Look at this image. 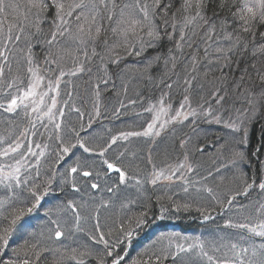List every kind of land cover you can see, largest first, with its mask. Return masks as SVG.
I'll list each match as a JSON object with an SVG mask.
<instances>
[{"label": "snow or ice", "instance_id": "snow-or-ice-1", "mask_svg": "<svg viewBox=\"0 0 264 264\" xmlns=\"http://www.w3.org/2000/svg\"><path fill=\"white\" fill-rule=\"evenodd\" d=\"M171 7L170 0H25L23 4L13 0H0V111L14 117L22 115L27 121L25 125H21L9 120L7 123L10 127L0 133V187L5 190V194L0 196V255L9 246L13 233L18 231V222L39 209L45 197L56 191L52 185L56 182L57 163L72 154V150L77 146L84 153H95L104 157L117 142V137L113 136L105 146L92 147L89 146L90 142L81 138L76 128L70 129L71 138L64 134L65 113L59 105L62 103L67 107L71 93L68 94L67 100L59 101L58 98L61 95V83H68L65 77L90 73L92 69L86 67V64L93 58H98V72H102V75L97 77L98 82L94 84L93 91L97 101L94 111L95 115L99 116L101 84L106 86L113 82L108 65L119 66L123 56L140 57L149 48H157L165 40L173 42L174 47L168 50L167 55L157 53L147 58L144 73H148L153 65L161 61L165 66L171 61L172 67L175 68L177 55L174 53H179L182 57L185 47L193 49L190 60L192 73H196L201 51L196 37L201 29V42L208 47H211L209 42L213 41L214 37L219 39L218 32L223 33V39L229 42L227 48H213L216 53L215 61L218 64L223 61L220 67L222 74L225 67H231L232 55L237 52L243 55L249 50V43L252 44L253 56L258 52L264 54V32L259 33V39L256 35L257 25H264V0H181L180 7L172 12L169 18ZM177 13L180 14L179 20L176 19ZM229 16L233 22L239 21V28L233 29L235 37L233 32L227 31ZM158 20L161 23H158ZM169 27L171 31L168 30ZM243 34H249L251 39H245ZM208 47L203 48L205 59L210 55ZM69 64L71 67L66 71L65 68ZM128 70V66H125L115 75L123 81V73ZM244 71L247 72V69ZM192 73L184 79L186 92L192 81L197 79V75ZM148 78L151 79L150 76ZM260 80L264 83V75L260 76ZM243 81L244 76L241 75L236 87L240 88ZM167 87L171 88L172 84ZM124 91L127 92L126 87ZM245 92L247 95L241 93V96L248 107L243 111L236 109L235 119L229 117L225 121L221 115L214 114L211 107L204 109L202 113L209 122L225 123L226 127L239 134L232 143L225 141L220 145L221 155H227V164L224 167L232 166L234 178L239 180L241 185L230 189L223 198L214 188L207 185L195 187L199 182H191L186 178L185 173L195 171L187 153L183 160L175 166L168 165L167 169H157L153 165L150 178L145 179L135 175L129 177L128 173L116 164L103 161L106 171L118 174V183L114 187H107L110 193L118 191L119 186L125 184L128 179L133 180L137 189L141 190L145 183L154 186L161 180L173 181L174 178L181 181V189L185 194H191L192 188H195L197 195L201 191L207 193L210 198L208 205H201L196 209L205 221L215 219L212 213L216 212L217 207L220 209L217 214L223 215L234 207V201H237L238 197L247 198L251 191H257L260 194L259 199L239 206L238 219L229 216L224 220L223 227L233 229V232L211 239L181 236L179 233L161 234L138 252L135 258L126 261L128 253L121 254L117 251V246L131 245L137 235V229L147 223V214L134 213L118 224L113 221L115 228L107 223L102 225L99 209L115 207V204L111 199L101 200L94 210L93 227L86 230L81 225V221L85 219L81 215L84 205L67 200L44 213L48 217L47 223L50 227L29 231L28 238L22 236L23 243L13 249L16 259L0 261V264H87L89 259L94 264H164L169 258L176 264V257L181 254H191V264H264V174L257 180L255 176L249 177L241 169L242 164L248 163L242 146L246 143L247 125L252 118L249 113L255 115L260 107L264 106V89L258 93L249 89H245ZM214 95L218 97L217 103L224 100L218 90ZM159 104V110L142 132H122L120 138L127 140L133 136H159L160 129L165 125L201 115L191 107L188 96H185L175 114L160 122L161 115L167 116L169 109L164 107L163 98ZM185 105L189 108L187 112L184 111ZM120 107L127 106L121 103ZM155 109L156 105H151L145 110L153 112ZM73 110L80 113L79 108ZM116 115H119V112ZM38 124L44 129L43 132L37 127ZM45 135L47 142H37L33 139L43 138ZM185 144L187 140L181 142V147ZM49 158L52 163L47 165V171L42 176V161ZM9 160L13 162L9 163ZM85 167L90 168L91 165L76 157L73 166L67 168L64 173H59L60 190L63 191L62 185L68 182L67 177L78 171L84 177L92 176L93 172L84 170ZM215 171L220 173L221 168L217 167ZM95 175L99 176L100 173L96 172ZM213 176L214 173L209 171L203 179L207 180ZM220 179L222 180L223 176ZM90 187L100 189L101 185L91 183ZM72 188L76 192L80 191L74 180ZM22 193H27L25 200H21ZM167 198L172 201L177 211H188L192 207L191 202L179 203L172 200L171 196ZM156 199L161 200L163 197L157 196ZM134 203L131 198L124 197L120 208L128 209ZM53 211L70 212L71 215L63 220L59 216L57 219H51L50 213ZM165 211L167 209L162 208V213ZM160 218H164L163 214ZM77 234H82L83 238H79ZM101 245L102 248L98 247ZM181 264L188 262L182 258Z\"/></svg>", "mask_w": 264, "mask_h": 264}, {"label": "trees", "instance_id": "trees-1", "mask_svg": "<svg viewBox=\"0 0 264 264\" xmlns=\"http://www.w3.org/2000/svg\"><path fill=\"white\" fill-rule=\"evenodd\" d=\"M15 3L23 4L25 0H13ZM172 7L169 10V18H171L172 12H175L177 8L180 7L181 0H170ZM218 2V0H217ZM159 11V10H158ZM51 15V13H49ZM211 15V10L209 11ZM223 15V14H222ZM177 20L180 19V14L177 13ZM158 23H161L159 20ZM239 28V21L233 22L229 16V27L228 32H233V29ZM171 31V28L168 29ZM264 32V25H257L256 35L259 39V33ZM235 32L233 36L235 37ZM203 35V29L200 30L196 37V43L200 44L201 51L198 55L199 63L196 65L197 72L192 73V65L190 57L193 54V49L187 47L183 50V56L181 57L179 53H174L177 55V60L175 63V68L172 67V62L169 61L168 65L165 66L163 61L153 65L148 73H144V65L147 58L155 56L157 53L162 55H167L168 50L173 48V42L167 40L163 41L161 45L157 48H149L142 56L137 57L134 55L123 56L119 66L109 64V74L112 76V81L108 85L101 84V96H100V115L96 119H91V126H89V116L88 112L92 110L93 103L96 98L93 91V86L98 82L97 77L102 75V72H98V58H93L92 61L86 64V67H90L92 71L80 74L77 77H65L67 84L61 83V95L58 98L59 101H64L68 99V94L71 93V99L68 100V106L64 107L61 103L59 106L63 108L65 113L63 117L64 121V134L68 138H71L72 133L70 129L76 128L80 132L81 138L86 142H90L89 146L95 147L97 145L105 146L106 143L110 142L111 137L120 136L122 132H132V131H143L147 124L151 121V116L145 110L151 105H158L161 98L164 100V104L173 107H178L180 103L184 100L185 96H188L189 102L192 106L200 111L208 109L211 107L214 114L221 115L222 119L227 121L229 117L235 119L236 109L243 111L248 107L247 102L241 96V93L247 95L245 89H249L252 92L258 93L261 89H264V83L261 82L260 76L264 75V54L257 53L255 56L251 54L252 44L249 43V50L243 55L237 52L232 55V65L231 67H225L223 69V74L220 71L221 64L215 61L216 53L213 52V48L216 46H222L227 48L229 42L223 39V33L218 32L217 36L210 41L211 47L205 45L201 42L200 37ZM245 39L250 40L249 34H243ZM112 42L111 40L109 41ZM195 47V45H194ZM208 47L210 53L209 57L205 59L203 48ZM39 51V48L36 49ZM100 51V49H97ZM42 59V57H41ZM209 61H212L211 63ZM254 65V67H253ZM128 66L129 70L123 73V81L118 79L115 75L120 69ZM71 65H67L65 70L67 71ZM247 69V72L244 71ZM189 73L197 75V79L192 81L191 87L188 91H185L184 79ZM204 73H207L205 76ZM241 75L244 76V81L240 88L236 87V84L240 82ZM151 77L149 79L148 77ZM226 77V78H225ZM175 81V82H174ZM172 84L171 88L167 85ZM125 87L127 92L124 91ZM219 91V95L224 96V100L217 103V96L214 93ZM135 101V103H131ZM126 105V108H121L120 104ZM202 106V107H201ZM74 108H79L80 113L74 111ZM119 112V115L116 113ZM251 120L248 122V134L246 143L242 146L245 151L248 163L242 164L241 169L243 172L247 173L249 177L255 176L259 180V174L264 173V106H261L259 111L252 115ZM9 120H14L16 124L25 125L27 123L26 119L21 116H6L2 111H0V133H3L6 128L10 125L7 123ZM103 120L104 123L98 125L95 121ZM101 121V122H103ZM83 125V128H81ZM50 128V127H49ZM40 129V128H39ZM41 132L44 129H40ZM135 137V136H134ZM239 137L238 133L233 132L232 129L225 126V123H216L214 121L209 122L208 118L199 119L197 122H186L183 126L179 128H174L171 131L166 132L162 137L158 138L156 142L149 145L142 138L141 140L133 141L126 148L123 144L118 145L119 150H108L106 154V160L109 163H114L118 167L125 170L129 177L135 175L138 178H148L150 173V163H166L167 160L171 161L177 155L178 144L180 142L187 140L188 153L190 161L195 166L196 170L193 178H190L192 182H199L198 186L207 184V182L214 180L211 186L219 194L221 198L230 190L240 187V181L234 178V173L232 176L224 177L221 180L220 177L223 172L234 171L231 165L224 167L227 164V155H221L219 149L220 145L224 144L225 141L232 143L235 139ZM46 139L45 137H43ZM43 138L34 137V140ZM47 142V140H46ZM125 148V149H124ZM201 149L202 151H197ZM113 153V154H112ZM123 153L121 156L120 154ZM115 154L120 155L121 159L116 160ZM91 155V156H90ZM95 153H84L82 149L75 148L72 150V154H69L70 158L80 157L81 161H87L88 165L91 167H85L84 170H89L93 172L90 178H85L79 171L76 174L79 182H75L76 186L80 188V193L75 192L70 184L69 180L67 183L62 185L63 191L60 190L59 182L61 176L59 173H64L68 168L65 164H56V182L53 183L52 187L56 189L55 192L51 193L44 201L41 203V207L37 209L36 213H30L23 217L21 221L18 222L19 230L26 228L27 232L21 233L23 231L14 232L11 239L9 240V246L4 249L3 254L0 255V261H7L9 259H16L13 255V249L19 247L23 243L22 236L28 238L29 231H36L44 227H50L47 223L48 217L44 213L49 209H55L57 204H64L67 200H74L78 204L84 205V209L81 211V215L85 217L81 221V225L86 230H91L93 227L94 220L92 219L94 215V210L99 206L101 200L111 199L115 207L108 209L100 208V219L101 224L108 225L115 228V221L117 224L121 222L126 216H131L134 213L145 212L147 223L144 224L140 229H137V235L132 240L130 246L118 245L117 251L127 252L128 256L125 258L127 261L130 258H135L137 253L140 252L144 247L152 243L157 236L161 234L179 233L181 236H199L204 239L209 232L212 233H226L231 232V229H225L223 227L224 220L229 217L233 219H238V209L241 204H249L251 200H256L260 198V195H253V198L247 201H238V205L235 206V212H230L229 215L225 217L227 211L223 215L217 213L220 209L217 207L216 212L212 213L215 216L214 220L205 221L200 212L196 209L201 205L207 206L210 198L207 193L201 191L199 195L195 193V188L190 189L191 194H185L181 185L175 186H159L150 188L148 183H145L141 190L133 189L132 193H122V189L110 193L107 191L108 186L114 187L118 182H111L105 188H100L98 190L91 189L90 184L94 183V176L96 172L100 173V176L107 177V179H112L116 175H111L109 171H106L104 167L100 165V159ZM76 159V158H75ZM62 162V161H61ZM52 163L51 161L48 163ZM220 167L221 172L216 173V168ZM232 169V170H230ZM212 171L214 173L213 177H209L204 180L203 177L208 175V172ZM43 176V173H42ZM251 182V181H249ZM202 183V184H201ZM131 189H126L129 192ZM2 195L5 194L1 193ZM114 194L116 196H114ZM163 197L161 200H157L156 197ZM168 196L172 197V200L179 203L191 202L192 207L188 211L181 209L177 211L172 201L168 200ZM124 197H129L135 201L134 204L130 205L128 209H121L120 202ZM27 198V193H22L21 200ZM45 205V206H44ZM162 208H166L167 211L162 213ZM233 210V211H234ZM54 212L50 213L51 219H55ZM66 214V213H65ZM63 214L61 217L66 219L69 215ZM163 214L164 218L161 219ZM38 216L39 222L35 226H23L22 221L30 220L29 218ZM61 219V220H63ZM35 227V228H34ZM34 228V229H32ZM233 231V230H232ZM79 238H83L82 234L77 235ZM115 239V234L112 237ZM259 238H257V243H259ZM102 248L103 246H98ZM191 264L192 258L191 254H181V256L176 257V264H181V260ZM87 264H94V262L89 259ZM124 264V262H122ZM164 264H173L171 258L166 260Z\"/></svg>", "mask_w": 264, "mask_h": 264}, {"label": "rangeland", "instance_id": "rangeland-1", "mask_svg": "<svg viewBox=\"0 0 264 264\" xmlns=\"http://www.w3.org/2000/svg\"><path fill=\"white\" fill-rule=\"evenodd\" d=\"M96 103H97V101L95 100V102L93 103V106H92V110H90L89 112H88V116L89 117H91V119H96V117H98V116H96L95 115V111H94V107H95V105H96ZM99 103V102H98ZM183 103V101L180 103V105ZM191 104V103H190ZM99 105H100V103H99ZM180 105L178 106V107H173L172 105H170V107L169 106H167V105H165L164 104V107H166V108H168L169 109V111H168V115L167 116H164L163 114L161 115V117H160V122H163L165 119H169L172 115H174L175 114V111L176 110H178L179 108H180ZM191 107L192 108H194L193 106H192V104H191ZM159 108H160V104H158V105H156V109L155 110H153V112H148V114L151 116L150 118H151V121H152V119H153V117L155 116V114H156V111H158L159 110ZM197 110V109H196ZM184 111L185 112H187V111H189V108H188V106L187 105H185V108H184ZM197 112L198 113H201V115L200 116H198V117H196V118H193V117H189V119L188 120H183L182 122H179V121H177V122H171V123H169V124H167V125H165V127L163 128V129H160V135L159 136H153V137H144V136H133V137H129L127 140H124V139H121L120 138V136H115V137H117V142H116V144H114V145H112V147H111V149L110 150H112V152H115V150H119V148H117L118 147V145H122L123 144V146L126 148L127 146H129V144H132L133 143V141H137V140H141L140 138H142L144 141H146L147 143H149V145L151 146V144H153L154 142H156V140L158 139V138H160V137H162L166 132H168V131H171V130H173L174 128H179V127H181V126H183L186 122H188V121H191V122H197V121H199V119H202V121L204 120V116L202 115V111H200V110H197ZM6 116H11L12 117V115L11 114H7V113H4ZM101 121H103V120H101ZM101 121H95L98 125H100V124H102V123H104V121L103 122H101ZM150 121V122H151ZM158 124H159V122H158ZM37 127L38 128H40V129H42L41 127H40V125L38 124L37 125ZM49 127H51V126H49ZM157 127H158V125H157ZM34 139V138H33ZM40 139H37V142H40L39 141ZM44 142H46V139H42ZM79 146H77V148H78ZM124 148V149H125ZM176 150H177V155H175V158H173L171 161L169 160H167V162L166 163H163V162H161L160 164L159 163H157V162H151L150 163V167H151V171H150V173L153 171V165H155L156 166V168L157 169H160V168H165V169H167V166L168 165H172V166H175L177 163H179L181 160H183V157H184V155H185V153H187L188 154V156H189V153H188V146L187 145H183V147H181V142H180V144H178V148H176ZM108 152V151H107ZM107 152L104 154V157H100L99 155H97L96 157L98 158V159H100V165H101V167H104L105 168V170H106V164H104L103 163V161L104 160H106V154H107ZM113 154V153H112ZM91 156V155H90ZM115 158H117V157H119V159H116V160H119L120 161V159H121V157H120V155L118 154V156H117V154H115V156H114ZM69 158H70V156L68 155V156H65V158H64V160L61 162L60 161V164L62 165V163L63 164H65L66 165V167H70V166H73V164H74V161H75V158L76 157H73V158H71L70 160H69ZM190 159V158H189ZM52 162V159L51 158H49L47 161H42V168H41V173H43V175L46 173V171H47V165H48V163L49 162ZM9 163H11V162H13V161H11V160H9L8 161ZM195 167V166H194ZM195 170H196V168H195ZM230 170H232V169H230ZM107 171H109L110 172V170H107ZM150 173L148 174L149 176H148V178H150ZM194 173H195V171H193V172H191V173H185V175H186V178L190 181V178L192 179L193 178V176H194ZM233 173H234V171H226V172H223L221 175L222 176H224V177H226V176H228V174L230 175V176H232L233 175ZM77 174V173H76ZM76 174H72V175H70V176H68L67 177V179L69 180V182H70V184L72 185V181L74 180L75 182H79V180H78V176L76 175ZM112 176L113 175H116L117 177H113L112 179H107V177H104V176H94V178H93V180H94V183H98V184H100L101 185V188H105V186H108L111 182H118V174L116 173V172H112V173H110ZM262 174H264V173H262ZM261 173L259 174V177L262 175ZM25 175H29V173H25ZM85 178H90V176L89 177H85ZM142 179V178H141ZM260 179V178H259ZM214 180H216V179H214ZM214 180H212V181H209V182H207V184H203V185H208V186H211L213 183V181ZM192 182V181H191ZM178 184H180L181 185V181L180 180H178V179H175L174 178V180L173 181H166V180H161V181H159L156 185H152V184H150V183H148V186H150V188H154V187H159V186H161V187H165V186H175V185H178ZM202 184V183H201ZM144 186V185H143ZM195 187H200V185L198 186V184H195ZM119 189H122L121 191H122V193L124 192V193H132V191H133V189H137V187L135 186V184H134V181L133 180H131V179H128L127 181H126V183L125 184H121L120 186H119ZM126 189H131L129 192H127L126 191ZM95 190H98V189H95ZM5 192V190L3 189V187H0V196H3L1 193H4ZM76 192V191H75ZM80 193V192H79ZM116 193V192H115ZM254 194H257V196H259L260 194L257 192V191H255V190H253V191H251L250 193H249V197H238L237 198V201H234V207L232 208V209H230L229 211H227L226 212V214H225V217L227 216V215H229V213L231 212H235V210H234V208H235V206H237L238 205V201H247V200H250V199H252L253 198V195ZM114 196H116L115 194H114ZM47 198H49L48 196H47ZM45 206V205H44ZM234 210V211H233ZM37 211L35 210L33 213H36ZM230 213V214H231ZM63 214H65V213H63V212H61V213H58V212H54V217H55V219H57V217L59 216L61 219H63L61 216L63 215ZM65 215H71L70 214V212H67ZM230 216V215H229ZM44 217H41V218H39L38 216H35V217H31V218H29L30 220H24V221H22V224H24L23 226H27V224L28 223H31V225L30 226H35L38 222H39V219H43ZM68 218V217H67ZM20 224V223H19ZM18 224V225H19ZM18 225H17V229L19 230V228H18ZM27 228V227H26ZM26 228H23V230H19V231H23V232H21V233H25V232H27V230H26ZM35 228V227H34ZM34 228H32V229H34ZM233 229H231V232H233L232 231ZM226 233H229V232H226ZM226 233H222V232H220V233H212V232H209L208 233V235L207 236H205L204 237V239H211V238H213L214 236H218V235H224V234H226ZM77 235H79V234H77Z\"/></svg>", "mask_w": 264, "mask_h": 264}, {"label": "water", "instance_id": "water-1", "mask_svg": "<svg viewBox=\"0 0 264 264\" xmlns=\"http://www.w3.org/2000/svg\"><path fill=\"white\" fill-rule=\"evenodd\" d=\"M113 171H110V173H112Z\"/></svg>", "mask_w": 264, "mask_h": 264}]
</instances>
